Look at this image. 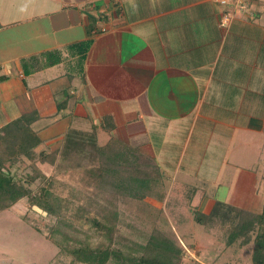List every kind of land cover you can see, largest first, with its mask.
I'll use <instances>...</instances> for the list:
<instances>
[{"label": "crops", "instance_id": "obj_1", "mask_svg": "<svg viewBox=\"0 0 264 264\" xmlns=\"http://www.w3.org/2000/svg\"><path fill=\"white\" fill-rule=\"evenodd\" d=\"M35 110L38 151L116 138L153 157L161 206L263 207L264 0H0V126Z\"/></svg>", "mask_w": 264, "mask_h": 264}, {"label": "trees", "instance_id": "obj_2", "mask_svg": "<svg viewBox=\"0 0 264 264\" xmlns=\"http://www.w3.org/2000/svg\"><path fill=\"white\" fill-rule=\"evenodd\" d=\"M81 45L86 48L90 42L78 44ZM38 119L39 113L35 110L0 126L1 211L23 197H28L34 206L50 209L49 195L55 194L53 178L41 173L44 182L34 191L31 184L39 174L32 173L26 179L17 175L23 158L51 166L60 160L59 150H37L41 139L33 124ZM96 157L97 166L87 170L90 183L96 185L99 192H110L116 199L126 198L124 203L132 199L145 205L140 212L128 211L127 221L156 224L145 237L140 234V241L130 240L117 233L125 216L113 206L108 213H99L103 214L102 219L91 217L90 222L99 237L97 242H91L87 237L66 230V222L60 217L52 227L51 236L60 252L69 256V264H182L190 250L189 244L183 242L161 213L163 205L160 204L167 197L166 177L155 159L116 138L98 145ZM192 215L194 221L201 224H228L227 247L235 243L239 247L252 244V263L264 264V206L258 212L219 201L208 213L195 206Z\"/></svg>", "mask_w": 264, "mask_h": 264}, {"label": "rangeland", "instance_id": "obj_3", "mask_svg": "<svg viewBox=\"0 0 264 264\" xmlns=\"http://www.w3.org/2000/svg\"><path fill=\"white\" fill-rule=\"evenodd\" d=\"M100 134L99 141L102 143L109 134L104 131ZM64 146L60 160L52 166L23 158L24 162L17 171L18 178L26 179L32 173L39 174L31 184L32 190L36 191L44 182L41 173L46 174L53 178L55 194L49 195V210L32 205L28 197L19 199L3 211L0 210V264H69V256L60 252L51 236L52 227L61 218L66 222V230L80 237H87L91 242H97L99 239L90 222L91 217L102 219L103 214L99 213H108L113 206L120 215L125 216V221L120 223L117 231L124 237L140 241L141 233L145 237L155 227L156 223L143 222L144 224L140 225L138 222L127 221L130 215L127 212L131 209L140 212L144 204L140 205L132 199L124 203L126 198L119 200L112 197L110 192H99L98 187L90 183L87 170L98 163L93 144ZM263 155L256 156L263 158ZM165 183L167 188L168 181ZM171 200L180 201V206H163L161 213L183 242L189 244L190 250L187 251L182 264H253L252 244L239 247L238 243H235L227 247L230 232L228 224L206 225L195 222L192 215L194 203L187 205L186 202L190 198L183 197V191L180 195L178 190L174 191ZM174 208L177 211L180 209V212L175 214L172 212ZM262 208L251 207L253 211L258 212Z\"/></svg>", "mask_w": 264, "mask_h": 264}, {"label": "built area", "instance_id": "obj_4", "mask_svg": "<svg viewBox=\"0 0 264 264\" xmlns=\"http://www.w3.org/2000/svg\"><path fill=\"white\" fill-rule=\"evenodd\" d=\"M217 2H219L222 5H231L233 4V6L237 9H244L247 8L248 4L250 2H252L253 0H216ZM115 4H119L121 3V0H114ZM231 19V14L229 12H227V14H225L224 19L221 20V24L227 25L230 22ZM103 29H105V27H103Z\"/></svg>", "mask_w": 264, "mask_h": 264}]
</instances>
